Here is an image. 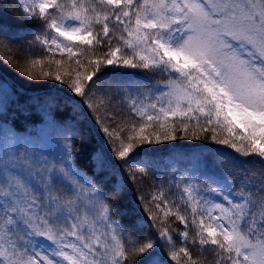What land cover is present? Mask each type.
Segmentation results:
<instances>
[{
    "label": "snow or ice",
    "instance_id": "obj_1",
    "mask_svg": "<svg viewBox=\"0 0 264 264\" xmlns=\"http://www.w3.org/2000/svg\"><path fill=\"white\" fill-rule=\"evenodd\" d=\"M15 3L25 21L39 22L29 49L43 47L56 65L43 76L66 85L79 98L70 97L73 104L96 114L107 140L93 149L89 175L73 163L80 129L59 133L55 155L42 138L5 129L0 264H198L208 252L212 264H264V0ZM120 67L159 76L163 86L136 80L113 88L102 70ZM114 100L133 117L130 123L113 118L109 127L100 118ZM201 134L260 167L196 156L219 174L171 168L145 206L153 234H144L139 220L125 226L116 219L113 197L126 177L112 159L133 179L148 177L153 163L136 149ZM98 176L116 178L111 195ZM171 217L183 231L170 226Z\"/></svg>",
    "mask_w": 264,
    "mask_h": 264
},
{
    "label": "trees",
    "instance_id": "obj_2",
    "mask_svg": "<svg viewBox=\"0 0 264 264\" xmlns=\"http://www.w3.org/2000/svg\"><path fill=\"white\" fill-rule=\"evenodd\" d=\"M38 23V21H25L15 0H0V25H3L0 31V137L3 136L5 129H11L23 137H39L45 142L47 150L55 155L59 148V140L62 139L59 133L64 131L71 135L72 130L78 128L83 132V138H76L73 163L90 175L92 151L96 146L103 144L107 137L100 131V125L96 123V114H93L86 106L73 104L70 101V97L76 100L79 98L74 97L66 85L43 76L44 72L55 73L57 69L55 64L46 59L51 54L43 47L39 45L30 49L28 47V43L33 40L37 32ZM105 50L99 48L97 52L103 54ZM55 58L61 57L57 54ZM35 59H40L42 64L31 67L30 62ZM29 71L31 76L26 74ZM102 71L103 78L113 82V88L116 87L115 82L136 80H147L152 83L160 81V86H163L161 77L147 74L139 69L120 67L105 68ZM53 100L57 102L52 103ZM99 116L109 127L124 121L130 123L133 118L119 100H114L107 113L102 110ZM179 136L182 137L183 133H179ZM136 151L139 153V159L146 158V161L156 162L153 164L154 174L133 179L126 172L127 166L113 158L112 163L116 166L118 173L126 177L124 190L113 197V202L116 219L125 226L134 220H139L144 234L149 235L153 234V222L145 211V206L150 199V194L154 191V186H159L161 181L170 175L171 168L175 167L181 171L188 169L193 172L199 168L210 174H219L220 170L214 165L209 164L205 168L202 162L194 158L209 154L219 155L239 168L251 167L253 164L255 167H260L258 163L252 161V158L242 157L226 145L215 143L210 137L205 139L203 134L199 140L190 137L178 138L175 141L160 144H145ZM109 155H111L110 152ZM165 159L170 160L165 161ZM102 179L105 191L111 195L112 184L116 178L97 177L98 182ZM141 197H143V203ZM169 224L176 232L184 230V226L174 217L169 219ZM191 234L194 235V233ZM174 238L179 244V237L174 234ZM45 241L41 239V243ZM190 251L193 257L199 256L195 249ZM137 264H143V262L138 261ZM198 264H212L211 252L201 257Z\"/></svg>",
    "mask_w": 264,
    "mask_h": 264
},
{
    "label": "rangeland",
    "instance_id": "obj_3",
    "mask_svg": "<svg viewBox=\"0 0 264 264\" xmlns=\"http://www.w3.org/2000/svg\"><path fill=\"white\" fill-rule=\"evenodd\" d=\"M42 243H44V244H47V243H48V241H45V242H42Z\"/></svg>",
    "mask_w": 264,
    "mask_h": 264
}]
</instances>
